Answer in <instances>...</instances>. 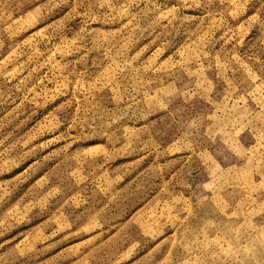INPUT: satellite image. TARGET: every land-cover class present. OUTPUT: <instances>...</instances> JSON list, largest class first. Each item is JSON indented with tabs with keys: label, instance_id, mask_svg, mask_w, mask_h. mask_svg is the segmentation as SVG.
Listing matches in <instances>:
<instances>
[{
	"label": "rangeland",
	"instance_id": "1",
	"mask_svg": "<svg viewBox=\"0 0 264 264\" xmlns=\"http://www.w3.org/2000/svg\"><path fill=\"white\" fill-rule=\"evenodd\" d=\"M0 264H264V0H0Z\"/></svg>",
	"mask_w": 264,
	"mask_h": 264
}]
</instances>
